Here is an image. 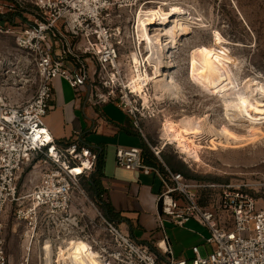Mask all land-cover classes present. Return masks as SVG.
<instances>
[{
	"label": "rangeland",
	"instance_id": "rangeland-1",
	"mask_svg": "<svg viewBox=\"0 0 264 264\" xmlns=\"http://www.w3.org/2000/svg\"><path fill=\"white\" fill-rule=\"evenodd\" d=\"M155 16L163 18V24L149 23ZM24 18L32 19L28 15ZM163 34L166 37L161 43L157 36ZM3 38L4 49L12 50L15 39ZM167 42L171 49L163 51L161 44ZM196 50L220 56L222 64L217 69L222 73L217 76L221 75L220 83L228 90L223 92L219 82L198 86L191 80L192 61L200 58ZM120 63L121 68L110 71L103 80L106 87L101 84L99 94L126 93L130 99L127 107L137 111L139 129L148 146L174 156L185 172L219 179L204 182L183 175L210 185L199 190L201 203L221 214L223 220L228 219L218 205L222 193L218 185L246 189L264 202V119L253 126L247 122L232 126L224 118L223 106L226 94L249 101L261 98L257 91L264 85V0H144L134 14ZM94 68L93 64L89 67L91 76ZM157 70L164 78H174L179 89L176 98L163 95L158 86L163 77H156ZM136 79L143 82L141 89L133 87ZM185 118L194 128H202V133L184 134L194 141L198 160L187 157L175 141L163 136L168 123ZM80 119L84 120L82 112ZM41 169L35 163L25 168L19 178L17 200L4 208L6 264H69L75 253L85 255L90 264V254L98 264H127L122 257L116 258L117 244L106 229L100 208L82 185L84 193L74 189L72 202L63 214L51 204L37 210L32 207L26 195L39 182ZM88 251L90 254L84 253Z\"/></svg>",
	"mask_w": 264,
	"mask_h": 264
},
{
	"label": "built area",
	"instance_id": "built-area-1",
	"mask_svg": "<svg viewBox=\"0 0 264 264\" xmlns=\"http://www.w3.org/2000/svg\"><path fill=\"white\" fill-rule=\"evenodd\" d=\"M143 2L0 0V18L5 20L0 34L15 39L12 50L0 51V264L7 263L3 211L8 202L17 200L25 168L33 163L42 167L39 182L26 195L32 207L37 210L51 204L63 214L72 202L73 190L84 193L81 181L96 167V152L79 138L59 143L46 126L55 79L66 80L76 91L89 87L95 105L116 102L144 137L137 111L127 107L130 99L126 93L99 94L100 85L106 87L103 80L108 73L121 68L120 51L125 38L131 36L134 14ZM26 15L32 17L28 22L22 20ZM88 60L95 66L92 76ZM150 148L159 157L161 149ZM115 155L117 165L125 170L159 173L143 163L140 147H119ZM77 168L80 173H75ZM161 180L157 218L162 228L165 220L176 226L196 221L209 232L206 243L211 246L205 256L195 246L192 259L180 261L171 256L163 264H264V202L246 189L218 185L222 188L218 205L228 216L223 220L221 214L200 204L199 190L210 188L207 183L188 180L168 168ZM100 215L117 244L116 258L122 257L127 264H161L149 247L136 243ZM158 247L171 255L166 235Z\"/></svg>",
	"mask_w": 264,
	"mask_h": 264
},
{
	"label": "crops",
	"instance_id": "crops-1",
	"mask_svg": "<svg viewBox=\"0 0 264 264\" xmlns=\"http://www.w3.org/2000/svg\"><path fill=\"white\" fill-rule=\"evenodd\" d=\"M0 18V26L4 25ZM25 22H28L24 18ZM0 34V50L7 47ZM9 36V35H7ZM93 64L88 60L89 67ZM94 65V64H93ZM69 83L57 78L54 80V98L46 117V126L59 143L83 140L94 146H103L105 151L102 199L111 212L118 226L133 241L153 249L160 261L190 260L193 258L192 247L198 246L205 256L210 251L206 243L209 232L196 221L185 226H176L165 220L163 228L157 218V200L163 190L161 173L166 168L182 169L179 161L167 153L153 161L156 165L146 164L159 171L149 174L133 172L119 167L116 163V149L119 147L143 148L145 138L134 126L130 115L116 102L95 105L89 98V87L74 90ZM80 112L84 120L80 119ZM145 160L149 161L145 158ZM152 162V160L150 161ZM171 255L158 247L164 236Z\"/></svg>",
	"mask_w": 264,
	"mask_h": 264
},
{
	"label": "bare ground",
	"instance_id": "bare-ground-1",
	"mask_svg": "<svg viewBox=\"0 0 264 264\" xmlns=\"http://www.w3.org/2000/svg\"><path fill=\"white\" fill-rule=\"evenodd\" d=\"M175 10L176 9H174V11ZM141 12H142V10H141ZM158 19L159 18L155 16L154 19L150 20L149 23L163 24V22H161L163 20V18H160V20H158ZM176 33H177V31H176ZM169 36L167 34V38H166L167 41L169 39ZM158 37L160 38V39H158L159 42L162 43V38L166 37V34H163L161 36H157V38ZM173 39H175V38H173ZM170 45H171L170 42H167L166 45L161 44V46L164 49L163 51H165V49L167 47H169L168 49H171ZM196 52L200 55V58H199V61H196L195 59L192 61V65H191L190 71H189V75H190L191 80L195 84H197L198 86H204V85H208V84L213 85V84L218 83V82L220 83V81H221L220 76L221 75L217 76L218 73H220V74L222 73L221 69H217V68H221L220 64H222L220 56H218L217 54L212 53L210 51L204 52V51L196 50L195 54H196ZM137 59H138V57H137ZM132 60H134V59H132ZM155 74H156V77H160V76L163 77V80L158 83V86H159L160 90L162 91L163 95L176 98V96L179 92V89H178V85H177L176 81L174 80V78L173 77L168 78L167 76H165L167 78H164V75L161 72H159L158 70L156 71ZM142 83H141V80L136 79V80H133L132 85H133V87H136V89H141ZM225 87H228V86H226V85L224 86L223 83H220L219 88L223 92L228 90ZM257 93L261 96V98L253 97V101H254L253 104L254 105H251L252 104L251 102H253V101L246 100L245 98H243L244 100L239 99L240 96L238 99L236 97H233V98L229 97L228 98L229 94H226L227 98L223 97V100H224V102H223L224 118L226 119V121H228L232 126L234 125L236 127H240V126H244V125H238V123H240V122H247L248 124L250 123V125L253 126V125H257L259 121L263 120L264 119V85L262 87H260V89L257 91ZM242 97H244V96H241V98ZM230 112H232L231 113L232 115L230 114ZM202 121H203V119H202ZM192 123L193 122L188 118L181 120L179 123H168L165 126V131L163 133V136L168 140L175 141L177 143L178 147L181 148L180 151L182 150V152L187 157L193 158V159L195 158V160H198L199 158H198L197 152H195V150L193 149V146L195 145L194 141L188 139L184 135V134L202 133L201 132L202 128L201 127L200 128H194ZM80 172H81V169H79V168H77V170L75 171V173H80ZM84 253L90 254L89 251L84 252ZM84 256L81 253L73 254V258L70 260L69 264H90L89 260H87ZM89 257H90L89 259H93L91 264H98L97 261L92 257L91 254Z\"/></svg>",
	"mask_w": 264,
	"mask_h": 264
},
{
	"label": "trees",
	"instance_id": "trees-1",
	"mask_svg": "<svg viewBox=\"0 0 264 264\" xmlns=\"http://www.w3.org/2000/svg\"><path fill=\"white\" fill-rule=\"evenodd\" d=\"M80 143L84 146H87L97 154V161H96V167L95 170L90 174L89 177H85L81 181V185L83 189L87 192L89 197H91L98 207L100 208L102 215L104 218H106L108 221L115 223V220L113 219L110 210L108 209L107 205L104 203L102 199V194L104 192V187L102 185V178L104 176V164H105V151L103 146H94L91 145L89 142H86L83 140V137L79 138ZM150 159L149 161L145 160ZM142 160L143 163L146 164H153L156 165L153 161L156 160L155 154L152 152L150 147L148 146L147 143H144L143 148H142ZM152 160V162H150ZM174 172H179L182 173L186 178L192 179V180H197V181H212V182H217L219 179H213L210 176H201V175H196L188 172H185L183 170H179L175 167H170ZM163 173L165 172L164 169ZM251 193V192H250ZM252 194V193H251ZM202 206H206L205 203H201ZM153 251V249L151 248Z\"/></svg>",
	"mask_w": 264,
	"mask_h": 264
}]
</instances>
